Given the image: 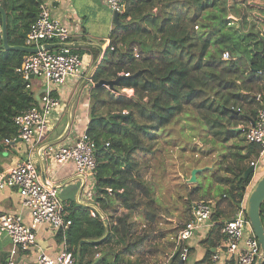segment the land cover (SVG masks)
<instances>
[{"label":"trees","instance_id":"trees-1","mask_svg":"<svg viewBox=\"0 0 264 264\" xmlns=\"http://www.w3.org/2000/svg\"><path fill=\"white\" fill-rule=\"evenodd\" d=\"M42 2L0 0L8 46H24L23 39ZM240 7H245L246 13L253 11L258 29L254 23L247 25V14L243 21L227 20V15L237 14ZM140 18L139 23H131ZM119 21L113 24L109 45L89 78L93 84L115 81L111 87L89 89L86 126L96 146L93 202L106 217V224L93 209L70 202L71 225L65 246L73 252L74 264H94L96 260L99 264L142 263L137 257L151 238L149 225L157 221L159 206L151 195L153 185L141 172L157 158L151 143H156L186 108L197 114L220 145L230 142L234 148L229 163L222 166V160L210 178V185L215 183L221 189L217 209L223 201L231 209L246 201L253 175L244 174L250 163L259 159L258 148L245 141L243 131L256 120L264 104V0H125ZM1 44L0 39V154L6 149L9 154L15 153L17 139L12 118L39 102L30 89L31 80L24 81L16 73L26 53L4 49ZM91 50L96 60L98 50ZM223 53H228L227 60L221 59ZM159 63L166 73L157 81L160 76H153L152 68ZM123 89H131L135 95L128 96ZM145 90L155 95L148 107L141 101ZM6 139L13 141L5 144ZM203 189L204 184H197L191 193ZM118 207L126 211L118 214ZM217 209L214 226L203 241L205 260L222 239L225 218ZM139 210L138 221L133 216ZM260 215L263 223L264 201ZM57 238L63 241L60 234ZM95 246L100 257L85 261V251ZM175 254L174 261L180 250ZM132 255H136L134 261L124 259Z\"/></svg>","mask_w":264,"mask_h":264},{"label":"built area","instance_id":"built-area-1","mask_svg":"<svg viewBox=\"0 0 264 264\" xmlns=\"http://www.w3.org/2000/svg\"><path fill=\"white\" fill-rule=\"evenodd\" d=\"M103 2L112 12L116 11L119 16L122 14L125 0H103ZM245 16L244 10L239 9L237 14L230 13L226 18L235 23L243 21ZM69 36L68 28L52 16L50 6L44 3L40 4L38 15L31 23L23 42L26 47H39L45 43H67ZM108 45L109 42H106L104 49ZM102 55L103 53L96 59L95 66L99 64ZM228 58V53L221 55L222 60ZM83 71L84 62L81 55L69 46L39 49L23 56L20 65L16 68V73L24 81L31 80L30 75H33V78H42L45 83L39 95L38 106L22 111L12 118L17 139L21 140L28 154L33 153L41 145L47 132L56 126L59 120L57 110L65 107V103L56 96L52 87L61 86L70 78L81 76ZM119 75L128 76L127 73H119ZM89 78V83L93 86ZM128 90L131 89H123L122 92ZM243 136L247 143L258 148L259 159L264 157V104L259 108L256 120L244 128ZM16 140L15 145L18 143ZM11 141L13 140L6 139L5 144ZM62 142V144L45 145L40 151V156L44 160L50 158L57 166L71 162L77 175L93 176L96 169V146L93 139L86 133V128L79 133L69 129ZM257 163L258 160L251 162L250 165L255 168ZM53 185L52 182L45 185L41 181L36 163L30 159L0 170V191L7 188L16 189L20 197L21 210L25 209L29 214V223L24 222L21 212L0 214V235L8 236L11 256L18 249L27 250L34 245L36 230L46 225L56 236L60 234L63 247L54 256L42 252L34 264L75 263L76 258L73 252L65 246L66 231L71 225V203L61 200L58 189ZM244 208L245 202H242L240 207L234 209V215L231 218L223 220L220 230L222 239L217 251H214L211 256L213 261L222 258L224 264L256 263L260 247L250 229ZM216 209V202L213 201H191L189 218L174 238L175 249L180 250L179 257L182 262L186 260L189 251L187 241L195 231L204 226L207 228L214 226L213 216ZM90 214L94 216V211ZM247 229L249 231L245 233ZM94 250H97L96 246ZM100 255V252H97L95 258H99ZM8 264L13 262L9 260ZM94 264L99 263L96 260Z\"/></svg>","mask_w":264,"mask_h":264},{"label":"rangeland","instance_id":"rangeland-1","mask_svg":"<svg viewBox=\"0 0 264 264\" xmlns=\"http://www.w3.org/2000/svg\"><path fill=\"white\" fill-rule=\"evenodd\" d=\"M101 1V7L105 14H112V11L104 4L103 0ZM241 9H243L244 12L246 11L245 7H240V10ZM245 14L248 16L247 25L249 26L251 23H254L258 29V20L255 19L253 11H249L248 13L245 12ZM101 24L102 22L98 20L95 26L91 28L89 26L91 24L88 22L86 23L89 31L93 32L91 36L95 38L99 37L100 32L104 31L102 27H100ZM111 25L113 26V23ZM107 35L102 36L103 39H100V42H103L109 36ZM73 49L75 52L79 51L78 47H74ZM81 57H83L82 54ZM160 66L162 65L159 63L152 68L153 76H160L157 81L161 80L162 76L166 73L164 68L162 69ZM153 78L154 77L151 78V81ZM38 79V77L31 79L30 84L32 91L37 89L36 84H38ZM157 81L156 84L160 85ZM148 87L151 86L149 85ZM123 92L129 96L135 95L133 90ZM154 98V94L145 90L142 94L141 101L148 107ZM184 111L183 114L172 119V122L164 129V133L159 135L156 143H151L153 149L157 151V158L155 157L154 160L150 161V167L141 172L144 180L153 185V192L151 195H153L159 206L157 221L149 225L152 229L151 238H149L148 242L146 241V243L143 244V248L141 249L142 255L137 257L143 260L141 264H159L165 261L173 252L175 249L174 238L180 226H182V221H185L188 217V207L190 205L189 203H191L189 199L192 201H221V189L217 187L215 183L210 185V178L213 177V172L218 169V164H220L222 160H225L222 166L229 163L228 155L234 148L230 146V142L220 145L217 141L219 138L211 136L209 130L205 129L202 122L197 118V114L192 113L191 108H186ZM64 121L63 119L59 127H57L58 129L53 132V135H57L61 132L64 127ZM50 131L51 130L48 132ZM62 143V140H59L56 144ZM223 154H226V159L222 157ZM146 158H149V156H146ZM194 169L198 170L195 173L196 181L189 183L188 179ZM220 172V174H224V172ZM263 174L264 157L261 158L260 163H257L255 167L251 182L246 189V196H248L256 184L258 177H261ZM197 184L200 186L204 184L202 193H198V191H193L191 193L192 188ZM234 209L235 208H228L226 202L223 201L220 203L217 211L222 213L223 218L229 219L234 215ZM139 213L141 214L140 210L138 212L136 211L134 215L138 221L140 220ZM97 252H100L99 249L94 250L88 248L85 251L84 260L94 259Z\"/></svg>","mask_w":264,"mask_h":264},{"label":"crops","instance_id":"crops-1","mask_svg":"<svg viewBox=\"0 0 264 264\" xmlns=\"http://www.w3.org/2000/svg\"><path fill=\"white\" fill-rule=\"evenodd\" d=\"M47 4L50 6L51 14L54 18H57L64 24L69 30V42L71 43H88L92 42L95 44H99L103 49L105 43L108 42V37L103 41L100 42V39H103L102 36L109 35V32L112 28V14H105L101 7V0H44L41 4ZM1 18V17H0ZM100 20L102 22V32H100L99 37L95 38L91 36L93 32H90L86 23H90L89 25L93 28L96 22ZM94 30V29H92ZM106 30V31H105ZM107 35V36H108ZM95 39V40H94ZM74 47H78L79 55L82 54V59L84 62V71L83 74L76 78H70L67 82L61 86L52 87L56 96L65 103V107L62 109L57 110L58 115V122L56 126L48 132L45 137L43 138L42 143L49 142L58 138L61 134H54L53 132L58 129L61 122L64 121V127L67 121V110L69 102L71 101L73 95L76 92L81 80L85 77L86 71L89 67L95 63L94 60V52L91 49H95L94 47H89L85 45H75ZM101 52L98 51V57ZM78 78V79H77ZM34 79V78H33ZM34 81V80H33ZM86 84L82 87L79 96L73 106L72 109V123L70 130L73 129L76 132H82L87 124H88V110H89V89L91 83L87 80ZM31 83V82H30ZM38 84H36L37 89L33 91L36 95L37 100H39V95L43 91L45 87V83L42 78L38 79ZM86 86V87H85ZM85 88V90H84ZM31 89V84H30ZM63 127V128H64ZM64 137L59 139L63 141ZM57 140V141H59ZM57 141L52 143H57ZM41 143V144H42ZM15 153L7 154L4 150L1 153V160L0 166L1 169H5L16 165L20 162H24L28 159L34 161L36 163L38 173L41 179V172H43L45 182L49 183L52 182L53 184H61L64 181H68L63 187L57 188L58 195L61 200L75 202V204L80 205L76 202L75 197L79 187L81 185L80 179H73L77 176L75 172V168L73 163L68 162L62 166H57L53 163V161L48 158L43 161V170L41 171L38 157L36 155V150L33 153H27L26 147L21 143L18 142L15 148ZM260 159H258V164L260 163ZM256 161V160H254ZM260 178V177H258ZM83 187L81 192L79 193V201L82 202H93L94 196V181L93 176L90 175L83 176ZM94 203V202H93ZM82 206V205H80ZM87 207V206H84ZM126 210L123 208L118 207V214L121 212H125ZM23 213V220L25 223H29V214L28 211L25 209L21 210L20 207V197L18 191L14 188H7L5 190L0 191V214L2 213ZM138 212V211H137ZM140 215V213L138 214ZM182 217V214H181ZM106 218V217H105ZM136 218V216H134ZM188 217L185 221H182L183 224L188 220ZM183 220V218H182ZM211 228H207L206 226L200 228L189 238L187 241V245L189 248L186 260L183 264H224L222 258L213 261L210 258L205 260L204 256L206 255V244L203 241L207 238ZM248 229L245 233H248ZM36 239L35 244L32 245L27 250H20L18 249L16 253L11 256L10 249L11 244L9 238L6 234L0 235V264H8L9 260L13 262V264H34L36 258L39 254L46 253L49 256H54L57 252H59L62 247L63 243L57 238L56 234L48 228V226L43 225L39 229L36 230ZM221 243V241H220ZM220 243L213 249H211L212 254L214 251H217V248L220 246ZM113 249L118 250L119 247H114ZM176 249L159 264H178L180 257L178 260L174 261L173 255L175 254ZM175 256V255H174ZM124 259H128L129 261H134L135 256H124Z\"/></svg>","mask_w":264,"mask_h":264},{"label":"water","instance_id":"water-1","mask_svg":"<svg viewBox=\"0 0 264 264\" xmlns=\"http://www.w3.org/2000/svg\"><path fill=\"white\" fill-rule=\"evenodd\" d=\"M153 13H159V10L157 12H153ZM0 17H1V27H2V47L4 49H9V50H18V51H22L25 52L26 54L28 53H34L39 49H48L51 47H61V46H69V47H74L75 45H85V46H89V47H94L95 49H97L99 52L104 53L105 49H103L99 44H95L92 42H88V43H71V42H67V43H55V44H48L45 43L39 47H26V46H16V47H10L7 44V38H6V16L5 13L3 11V9L0 7ZM141 21L140 19L137 20H133L131 23H139ZM119 21V15L116 11L112 12V23L113 24H118ZM95 68V63L91 65V67L89 68V70L87 71L85 77L81 80V83L79 84L78 88L76 89L75 94L73 95L71 101L69 102L68 105V110H67V121L65 124V127L63 128L61 134L58 136V138H56L55 140L52 141H47L44 142L43 144H41L40 146H38V148L36 149V155L38 157V162L41 168V171L43 170V161L42 158L40 156V151L41 149L47 145L50 144L52 142H55L61 138H63L66 133L68 132V130L71 127V123H72V109L73 106L79 96V93L82 89V87L86 84L88 78L90 77V75L92 74L93 70ZM140 73V72H139ZM30 78L33 79V75H30ZM115 81H108V80H99L97 83H95L93 86H108L111 87L113 85ZM20 139H17L16 142H20ZM254 166L250 165L247 170L245 171L244 177H247L250 173L253 174L254 173ZM198 170H193L191 172L190 178L188 179L189 183H193L196 181L195 178V173ZM91 177V176H90ZM73 179H80L81 180V185L79 187V190L77 191L75 200L77 203H79L82 206H87L91 209H93L95 212H97L100 216V218L103 220L104 224H106V218L104 216V214L100 211V209L98 208V206L93 203V202H82L79 201V193L81 192V189L83 187L84 181H83V176L82 175H77ZM41 181L45 184V185H49V183L45 182L44 179V175L43 172H41ZM68 181H64L61 184H54L53 186L56 188H61L63 187ZM264 201V174L258 178L256 184L254 185V187L252 188V190L250 191V193L248 194L246 201H245V216L247 218V221L249 223L250 229L252 231V233L254 234V236L256 237L258 243H259V247H260V254L256 260L255 264H264V226L261 220V215H260V207L262 205ZM81 244V243H80ZM177 255V254H175ZM178 264H183V262L181 260L178 261Z\"/></svg>","mask_w":264,"mask_h":264}]
</instances>
